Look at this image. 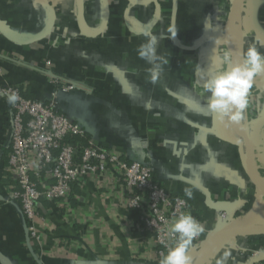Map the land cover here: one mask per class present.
Listing matches in <instances>:
<instances>
[{
	"label": "crops",
	"instance_id": "crops-1",
	"mask_svg": "<svg viewBox=\"0 0 264 264\" xmlns=\"http://www.w3.org/2000/svg\"><path fill=\"white\" fill-rule=\"evenodd\" d=\"M46 1L55 18L51 32L39 38L51 21L41 0H0V88L20 87L28 98L47 101L53 91L45 76L48 60L58 75L83 85L59 96V111L83 124L97 145L152 163L155 182L186 197L191 216L199 212L202 242L221 226L208 198L229 204L231 217L242 214L226 224L264 223V196L247 178L244 143L209 111L196 72L197 65L204 71L211 67L217 39L225 48L224 26L234 0H151L146 5L108 0L106 27L95 37L81 34L76 0ZM83 6L87 27L96 31L102 1L83 0ZM148 26L158 38L157 55L169 61L156 83L146 72L152 65L137 54ZM235 35L241 51L254 44L264 53V0H245ZM245 115L242 127L254 142L256 170L264 179V75L254 79ZM10 125L11 104L0 97V264H160L161 257L145 249L149 234L137 213L122 207L123 189L111 176L74 186L67 214L42 201L44 221H36L40 239H30L19 205L7 201L2 189ZM185 188L192 190L191 198ZM228 240L203 264H218L225 252L223 264H248L251 252L264 251V240ZM199 248L189 247L192 262Z\"/></svg>",
	"mask_w": 264,
	"mask_h": 264
},
{
	"label": "built area",
	"instance_id": "built-area-1",
	"mask_svg": "<svg viewBox=\"0 0 264 264\" xmlns=\"http://www.w3.org/2000/svg\"><path fill=\"white\" fill-rule=\"evenodd\" d=\"M44 66L47 83L53 88L47 101L25 98V91L17 87L0 88V97L8 98L13 93L19 97L11 104L7 182L2 189L7 201L19 205L30 239H40L36 221H44L40 213L42 201L67 214L72 211L69 197L74 186L83 187L88 179L102 181L111 176L123 189L122 207L137 213L141 227L149 234L145 249L162 257L177 242L171 232L173 222L182 214L191 215L190 205L155 182L152 163L129 160L115 148L97 145L83 124L62 114L59 96L78 91L83 85L58 75L48 60ZM73 139L86 140V144L80 146ZM217 211L227 223L225 213ZM196 221L203 229L200 220ZM41 227H45L44 223ZM203 231L190 248L194 243V247L201 245ZM249 260L248 264H264V251L254 250Z\"/></svg>",
	"mask_w": 264,
	"mask_h": 264
},
{
	"label": "clouds",
	"instance_id": "clouds-1",
	"mask_svg": "<svg viewBox=\"0 0 264 264\" xmlns=\"http://www.w3.org/2000/svg\"><path fill=\"white\" fill-rule=\"evenodd\" d=\"M208 24L206 27L210 28ZM143 36L145 38L138 49V57L150 65L146 69L150 82L156 83L163 71V64H169L164 57L158 56L156 46L157 36L148 26ZM175 37V36H174ZM221 41H215L211 67L208 71L199 65L196 72L203 81L201 96L207 97V107L216 121L225 128L241 127L246 119V109L249 106V95L254 79L264 75V53L256 45H250L245 51L234 53L231 48H221ZM223 43H227L226 41ZM8 103L14 104L19 97L13 93L8 98ZM187 197H192V190L185 188ZM201 225L190 214L180 215L172 224L171 232L176 235V244L162 255L160 264H192L191 257L187 254L194 238L202 232ZM233 244L234 242H229ZM229 253L225 252L218 264H223Z\"/></svg>",
	"mask_w": 264,
	"mask_h": 264
},
{
	"label": "water",
	"instance_id": "water-1",
	"mask_svg": "<svg viewBox=\"0 0 264 264\" xmlns=\"http://www.w3.org/2000/svg\"><path fill=\"white\" fill-rule=\"evenodd\" d=\"M103 5V19L101 26L96 31H91L84 19V6L83 0H76V8H77V22L78 27L82 35L86 37H95L99 35L106 27V23L109 17V4L108 0H101ZM151 0H131L133 4L138 5H146ZM51 15V21L46 29V31L39 37L43 38L47 36L52 28L53 22L55 18L53 7L46 3L42 2ZM245 0H234L228 15L226 17L225 26H224V43L225 49L231 48L234 53L242 52L241 45L239 47H235L232 43L233 30L235 27H238L241 21V14L243 11V5ZM233 133L244 143L246 149V173L247 178L250 183L255 187V189L264 196V183L256 170L255 163V145L254 142L249 135V133L241 126H232L231 127ZM205 195L208 198L207 193ZM208 203L213 209L221 210L225 213L227 220L229 221L231 217V208L229 204H213L211 200L208 198ZM264 237V223L260 224H249V225H239V226H231L230 224H225L218 228L212 230L208 236L203 240L200 245V248L192 262V264H203L207 257L225 240L228 239H238V238H259Z\"/></svg>",
	"mask_w": 264,
	"mask_h": 264
},
{
	"label": "trees",
	"instance_id": "trees-1",
	"mask_svg": "<svg viewBox=\"0 0 264 264\" xmlns=\"http://www.w3.org/2000/svg\"><path fill=\"white\" fill-rule=\"evenodd\" d=\"M17 88H18V89H21L20 87H17ZM24 96H25V98H28V97L26 96L25 92H24ZM28 99H30V98H28ZM245 130H246V129H245ZM246 131H247V130H246ZM73 141H74V143H77V144H79L80 146H83V145L86 144V140L73 139ZM249 182H250V181H249ZM250 184H251V183H250ZM251 185H252V184H251ZM252 186H253V185H252ZM253 187H254V186H253ZM254 188H255V187H254ZM183 198L186 199V197H183ZM186 201H187L188 204L190 205L189 200L186 199ZM232 214H233V217H232V218H235V217L237 216V215L234 216L235 212H233ZM199 215H200L199 212L197 213L196 211L192 213V216H193L195 219H197V220H200V219H199ZM238 239H240V238H238ZM250 239H252L254 243H260V242H263L264 237L250 238Z\"/></svg>",
	"mask_w": 264,
	"mask_h": 264
},
{
	"label": "bare ground",
	"instance_id": "bare-ground-1",
	"mask_svg": "<svg viewBox=\"0 0 264 264\" xmlns=\"http://www.w3.org/2000/svg\"><path fill=\"white\" fill-rule=\"evenodd\" d=\"M232 43L233 45L237 48L239 47V44H238V41H237V38H236V35H235V29L233 30V36H232ZM263 183H264V179L261 178ZM220 222H221V226L225 225L226 223L224 222V218L222 217V219L220 218ZM231 226H239V225H231ZM203 233H205V229L203 231ZM203 233H202V238H201V242H202V239H203Z\"/></svg>",
	"mask_w": 264,
	"mask_h": 264
},
{
	"label": "rangeland",
	"instance_id": "rangeland-1",
	"mask_svg": "<svg viewBox=\"0 0 264 264\" xmlns=\"http://www.w3.org/2000/svg\"><path fill=\"white\" fill-rule=\"evenodd\" d=\"M253 208H254V206L251 204V203H249V204H247L246 205V210L248 211V212H251L252 210H253ZM215 211H216V213H217V218L218 219H220L221 217H222V214L220 213V212H218L217 211V209H214ZM263 211V210H262ZM247 212V213H248ZM263 213H264V211H263ZM237 216L234 218V219H238L239 217H241V215L238 213V214H236ZM264 215V214H263ZM222 219V218H221ZM203 229H204V227H203ZM229 241V240H228ZM201 244V243H200ZM194 246H195V243H194ZM193 246V247H194ZM192 248V247H191Z\"/></svg>",
	"mask_w": 264,
	"mask_h": 264
}]
</instances>
